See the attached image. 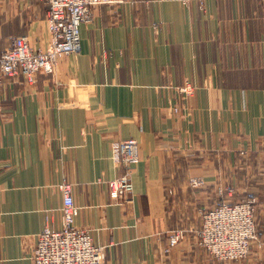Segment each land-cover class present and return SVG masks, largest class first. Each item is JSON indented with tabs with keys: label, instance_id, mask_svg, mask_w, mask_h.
<instances>
[{
	"label": "crops",
	"instance_id": "crops-1",
	"mask_svg": "<svg viewBox=\"0 0 264 264\" xmlns=\"http://www.w3.org/2000/svg\"><path fill=\"white\" fill-rule=\"evenodd\" d=\"M48 10L0 0V54L22 36L46 49ZM81 38L80 53L33 84L0 75V264H34L38 234L62 227L64 183L106 264H264L256 247L220 261L197 233L202 211L229 199L251 166L264 244V0L103 4ZM186 81L196 89L184 98ZM132 138L140 162L123 201L106 181L126 171L114 144ZM196 177L205 186H191ZM177 229L184 237L166 252Z\"/></svg>",
	"mask_w": 264,
	"mask_h": 264
},
{
	"label": "built area",
	"instance_id": "built-area-1",
	"mask_svg": "<svg viewBox=\"0 0 264 264\" xmlns=\"http://www.w3.org/2000/svg\"><path fill=\"white\" fill-rule=\"evenodd\" d=\"M49 5L48 23L52 35L46 49H35L27 37H17L0 54V75H24L33 84L38 73H54L59 61L82 50V25L94 20L98 6L122 5L127 0H45ZM186 88H192L191 84ZM138 140L126 139L114 144L112 159L126 168V173L107 180L113 194L130 200L134 191L132 169L140 161ZM191 186H203L204 179L192 178ZM63 192V223L61 228L46 226L37 236L33 252L34 264H106L105 246L96 245L88 229L78 227L79 208L70 184H61ZM234 189H228L232 195ZM223 193V190L220 191ZM257 198L233 202L220 200L213 208L202 211V223L197 230L199 244L216 259L224 262L240 261L249 257L252 246L261 243L255 220ZM177 229L170 235L169 252L184 237Z\"/></svg>",
	"mask_w": 264,
	"mask_h": 264
},
{
	"label": "rangeland",
	"instance_id": "rangeland-1",
	"mask_svg": "<svg viewBox=\"0 0 264 264\" xmlns=\"http://www.w3.org/2000/svg\"><path fill=\"white\" fill-rule=\"evenodd\" d=\"M188 83L192 85L191 86L192 88H186V87L189 86V85H187ZM177 88H178L179 92L183 95V97L184 98H187V97H190L191 95L194 94L195 89H196V86L193 83H191L190 81H186V83H184L182 85H179ZM178 111H179L178 107H173V112H178ZM139 148H140V146H139ZM242 154H243V157H245V158H243L244 165H247L248 161L253 160L252 157H250V156L248 157V155H246V152H242ZM119 167H124V166H119ZM246 171H247L246 172V178L243 179V181L240 183V185L238 187L237 186H233L231 184V187L229 189H234V191L232 192V195H229L230 197L227 200L233 201V202H236L237 201V203H238V201L239 202L240 201H244V200L249 199V198H255V199L257 198L254 195V193H253V183H254V180H253L252 167L250 166V170H246ZM125 173H126V171H125ZM123 174H120V175H123ZM118 176L119 175H117L116 177H114L112 179H115ZM132 179H133V169H132ZM133 183H134V181H133ZM204 183L206 184V181L205 180H204ZM205 184L203 186H205ZM203 186H201V187H203ZM108 187H109V184H108ZM193 187H195V186H193ZM197 188H199V187H197ZM131 195H130V198H131ZM117 197L120 198L121 200L125 201L124 198L119 197V196H117ZM257 203H258V198H257ZM256 210H257V204H256ZM255 215H256V213H255ZM255 247H256L257 250H260V249H263L264 248V245L262 247H260V245L258 243H254L253 246H252V251H251L249 257L251 256V254H252L253 250L255 249Z\"/></svg>",
	"mask_w": 264,
	"mask_h": 264
}]
</instances>
